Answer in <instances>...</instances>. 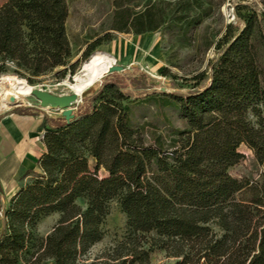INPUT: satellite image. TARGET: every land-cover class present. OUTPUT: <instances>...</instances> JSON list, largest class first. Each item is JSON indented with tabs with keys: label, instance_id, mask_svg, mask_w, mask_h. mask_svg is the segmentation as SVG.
Returning <instances> with one entry per match:
<instances>
[{
	"label": "trees",
	"instance_id": "1",
	"mask_svg": "<svg viewBox=\"0 0 264 264\" xmlns=\"http://www.w3.org/2000/svg\"><path fill=\"white\" fill-rule=\"evenodd\" d=\"M109 1L108 30L82 56L109 40V30H184L201 19L200 0ZM66 15L63 0H3L0 71L9 62L27 81L57 67V78L72 73ZM263 15L236 4L237 19L215 40V56L191 75L206 82L161 91L185 121L167 138L131 121L130 94L117 76L84 88L69 118L44 116L38 170L0 209V264H149L158 248L173 264H264L261 189L228 171L244 156L240 144L264 168ZM112 200L124 214L123 230L90 255ZM53 212L49 230L37 234L38 221Z\"/></svg>",
	"mask_w": 264,
	"mask_h": 264
},
{
	"label": "rangeland",
	"instance_id": "2",
	"mask_svg": "<svg viewBox=\"0 0 264 264\" xmlns=\"http://www.w3.org/2000/svg\"><path fill=\"white\" fill-rule=\"evenodd\" d=\"M200 1L201 19L194 26L182 30L176 24H162L155 30L140 33L109 30L111 31L109 40L98 43L86 56H82L81 50L85 44L108 30L111 1L63 0L67 8L65 29L70 45L68 59L70 62H75L73 72L66 71L63 76L57 78L52 74L59 69L57 67L44 74L31 75V81H27L23 75L12 71L13 66L8 62V69L0 71V76L2 73L18 76L33 86L63 95L70 91L66 81H73V75L79 72L87 59L96 52L107 53L114 58L113 68L108 69L92 85H97L105 75L113 78L117 76L123 89L130 94L128 115L131 121L141 124L144 133L151 130L167 138L173 128L184 127L185 121L179 115L176 102L161 91L186 92L206 82V77L196 79L191 75L206 69L207 60L215 56L217 52L214 47L215 40L221 35L228 21L234 22L237 19L236 4H248L254 7L259 15L260 12L264 14V0ZM1 2L3 0H0ZM131 2L140 4L141 1ZM139 4L136 8L140 6ZM237 23L240 25L241 21L238 20ZM262 25L264 31V21ZM208 41L211 43L207 44ZM259 52L264 67V50L260 49ZM163 67H166V72H162ZM19 98V103L23 105H38V100L32 95ZM77 102H80V97ZM77 102L53 101L44 106L43 111L45 116L53 118L62 115V110L70 106H73L71 109L73 112ZM5 105L4 101L0 103V113L10 107ZM238 149L244 153V156L239 162L229 166L228 171L255 182L257 188L261 189L260 193L264 201V168L255 161L250 148L240 144ZM51 218L52 216H49L42 220L37 234H44V228L48 226ZM124 220L123 212L120 211L117 202L112 200L104 219L105 233L91 246L89 254L98 252L104 245L117 238L123 230ZM48 259L50 258H45L42 264ZM149 261V264H173L174 257L166 255L163 249L158 248L151 251Z\"/></svg>",
	"mask_w": 264,
	"mask_h": 264
},
{
	"label": "crops",
	"instance_id": "3",
	"mask_svg": "<svg viewBox=\"0 0 264 264\" xmlns=\"http://www.w3.org/2000/svg\"><path fill=\"white\" fill-rule=\"evenodd\" d=\"M9 106L0 113V209L17 188L28 181L31 172L38 170L37 158L45 149L41 140L44 106L22 103ZM49 216L52 218L44 228V234L57 213H50L37 223L39 230L42 220ZM43 264L53 263L48 259Z\"/></svg>",
	"mask_w": 264,
	"mask_h": 264
},
{
	"label": "bare ground",
	"instance_id": "4",
	"mask_svg": "<svg viewBox=\"0 0 264 264\" xmlns=\"http://www.w3.org/2000/svg\"><path fill=\"white\" fill-rule=\"evenodd\" d=\"M113 59L111 55L104 52L94 53L83 63L79 72L73 75V81H66V86L69 90H78L86 84H92L102 74L107 72L113 63ZM32 87L33 85L21 77L2 73L0 76V103L3 102V97L7 92L14 94L18 98L30 96Z\"/></svg>",
	"mask_w": 264,
	"mask_h": 264
},
{
	"label": "water",
	"instance_id": "5",
	"mask_svg": "<svg viewBox=\"0 0 264 264\" xmlns=\"http://www.w3.org/2000/svg\"><path fill=\"white\" fill-rule=\"evenodd\" d=\"M113 66L111 65L109 69H112ZM88 84L84 85L81 89L75 90L72 89L68 93L63 95H57L49 90L42 89L40 87L33 86L30 90V94L38 100V104L43 107L46 106L48 103L53 101H60V102H77L79 99V95L81 91L87 87ZM3 101L7 106L13 105L20 102V98L16 97L14 94L7 92L5 93L3 97ZM73 106L67 107L66 109L62 110V115L65 119L69 118L72 115V109Z\"/></svg>",
	"mask_w": 264,
	"mask_h": 264
},
{
	"label": "built area",
	"instance_id": "6",
	"mask_svg": "<svg viewBox=\"0 0 264 264\" xmlns=\"http://www.w3.org/2000/svg\"><path fill=\"white\" fill-rule=\"evenodd\" d=\"M5 107H7V105H5ZM4 108V107H3ZM1 110V109H0Z\"/></svg>",
	"mask_w": 264,
	"mask_h": 264
}]
</instances>
